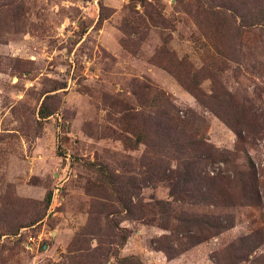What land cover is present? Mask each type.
I'll list each match as a JSON object with an SVG mask.
<instances>
[{"label":"rangeland","instance_id":"374dc122","mask_svg":"<svg viewBox=\"0 0 264 264\" xmlns=\"http://www.w3.org/2000/svg\"><path fill=\"white\" fill-rule=\"evenodd\" d=\"M224 156L255 174L252 199L231 181L232 207L172 196L185 163L227 173ZM182 212L234 227L192 246ZM250 233L264 264V0H0V264H67L109 238L102 264H248L229 247Z\"/></svg>","mask_w":264,"mask_h":264},{"label":"trees","instance_id":"16d2710c","mask_svg":"<svg viewBox=\"0 0 264 264\" xmlns=\"http://www.w3.org/2000/svg\"><path fill=\"white\" fill-rule=\"evenodd\" d=\"M190 93L199 100V93L196 87H189L186 88ZM166 99L168 101L167 96L159 95L158 94V110L163 111V103L162 98ZM46 100L42 103L40 110H39V117L42 119L48 118L50 115H52V112L50 109L48 110L46 108ZM172 107V105H171ZM174 109V107H172ZM161 111V113H162ZM163 115H167V113H163ZM179 118V117H178ZM164 120V119H163ZM180 120V119H179ZM178 119L175 121L179 122ZM167 121H163L161 123V119L157 120L156 126L158 127V131H161L164 133H168L166 130L167 127ZM160 128V129H159ZM192 134V132H191ZM159 137V133H158ZM239 138H241L239 136ZM137 141H141V139H138ZM188 145H193L198 148V150H201L200 147L197 145V143L191 142V140L187 141ZM177 151H183L182 147H178ZM183 153L181 152L180 155ZM224 154V153H223ZM202 156L201 154H198ZM225 155H228L225 152ZM206 157L203 158V161H211L213 158L209 155H205ZM221 163L226 166V172L222 173L223 171L220 169L218 172H216L215 175H211L208 171L201 169L200 164L196 165L195 163H185L183 169V173L181 177H183L182 181L184 183L189 184L188 189H186V186L183 185L180 182H175L171 185V193L174 198L178 202H184L187 204L192 205H207V207L217 208V207H232V205H235V202L231 201V197L225 191V189L222 188L221 183L231 181L233 184H239L241 189V194L248 202V198H253L254 194H257L256 189L254 188L255 183H257V179L255 177V174L253 172L244 173L239 170H237L236 167H233L231 169L228 168L229 165H234V159L228 158V156H224L223 159L221 158ZM220 163V162H219ZM97 174L102 178L103 182H105L108 185H112L113 190L117 196V187H115L117 181L115 182V177L110 175L107 177L105 174L100 173L99 170H95ZM180 177V175H178ZM176 176V177H178ZM111 177L114 179L112 180ZM175 176L170 177L169 179H176ZM247 179V180H245ZM152 182L158 181V176L151 178ZM248 181V185H247ZM170 182L169 184H171ZM130 189V186H128ZM128 188L126 187V191L124 193L125 198L124 201L121 200V196H117L116 200H118V203H122V205L125 207L124 211L126 214L128 213L129 216H134V212L137 209L143 210L142 205L138 201L137 197H134L133 191H128ZM121 193V191H120ZM134 197V198H133ZM133 198V199H132ZM50 196H48V202H50ZM243 199V198H242ZM243 199V200H244ZM135 200V202H134ZM137 200V201H136ZM131 202V204H130ZM138 203V204H137ZM165 205V203H164ZM167 207V205H165ZM235 207V206H233ZM161 211H165L164 213L169 212L168 208L160 207ZM184 214V217L181 219L179 218V222L182 224V229H179L182 231L180 236H184L185 238H189V243L194 246L198 245L200 243L206 242L214 237H217L224 232L232 229L234 227V218L230 215H220V214H205V213H189L182 212V215ZM168 219V217H167ZM178 220V219H177ZM127 238V235L121 236L122 242L125 241ZM163 238V237H162ZM77 240V239H76ZM104 242H100L99 245L92 250H90L88 247L82 246L73 249L69 248V253H75V256L68 255V261L67 264H81L79 261V257H84V259H92L93 262H96L97 264H102V261L108 260L109 257H115V254L111 253L112 246L114 245L115 241L113 238H109L108 241L105 242V247L103 246ZM263 243L262 240H258L256 233H250L249 235H246L244 237H241L237 239L236 244L234 242L229 247V249H232L234 251L240 252V262H247L248 264H263V262L260 260V257L257 256V258H254L253 260L248 261V257L254 254L260 245ZM238 245V246H235ZM74 246H77L76 241L74 240ZM88 254L89 256H87ZM94 256V257H93ZM77 259V260H76ZM140 264L138 261L133 260L131 258H123L119 261V264Z\"/></svg>","mask_w":264,"mask_h":264}]
</instances>
